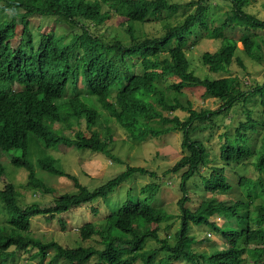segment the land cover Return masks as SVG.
I'll return each mask as SVG.
<instances>
[{"label":"trees","instance_id":"obj_1","mask_svg":"<svg viewBox=\"0 0 264 264\" xmlns=\"http://www.w3.org/2000/svg\"><path fill=\"white\" fill-rule=\"evenodd\" d=\"M220 1L228 10L221 9L217 15L211 7ZM179 15L183 18L174 24ZM39 16L54 19V26L47 31L41 25L35 27L32 21ZM114 16L124 18L127 41L124 35L108 39L110 36L100 32ZM151 17L159 21L165 17L173 23L167 22L159 34L135 27ZM238 27L246 29L241 41L248 58L261 62L263 40L257 31L264 30V18L251 11V0H0V158L2 153L14 154L11 164L29 171L27 186L44 196L57 195L51 207L37 202L24 205L16 185L9 181L7 166L0 161V181L5 183L0 187V218L6 219L0 224V264H8L15 251L30 248L37 250L40 264L50 250L65 264H264V108L251 98L261 96L264 106V83L245 89L239 76L202 78L192 69L187 54L200 45L199 32H203L205 37L221 41L218 50L201 55L212 75L230 72L235 63L246 69L237 54V40L226 35ZM163 77L180 81L167 90L160 86ZM82 78L86 92L76 91V82ZM194 88H204L205 97L223 104L216 110H196L190 101L184 105V90ZM39 102V110L30 112L32 104ZM17 106H24L30 119H39V123L29 124ZM239 108L245 119L238 122L233 134L224 133L217 149L206 140L205 130H213L216 117L225 111ZM112 123L132 145L149 137L182 133L185 154L168 171L180 176L183 193L176 241L160 235L162 224L170 217L164 208L154 205L160 185L148 184L139 195L131 191L115 195L134 175L156 177L155 173L129 166L117 177L90 188L67 173L54 152L59 147L89 150L118 162L113 153L117 137ZM199 133L203 139L197 138ZM33 138L42 140L48 149L38 161L40 167L69 178L74 192L58 194L37 177L28 158ZM241 164L259 171L256 177L240 178L245 200L232 205L203 200L197 208L189 207L191 193L231 191L227 166ZM115 199L126 201L110 203ZM87 205L96 220L81 226L80 236L82 241L94 243L69 247L31 233L35 217L61 219L74 214L72 209ZM111 207L118 209H107ZM216 214L226 218L223 227L211 220ZM101 216L104 222L96 224ZM192 225L208 226L223 236L228 247L197 252L192 247L197 244L191 237Z\"/></svg>","mask_w":264,"mask_h":264},{"label":"rangeland","instance_id":"obj_2","mask_svg":"<svg viewBox=\"0 0 264 264\" xmlns=\"http://www.w3.org/2000/svg\"><path fill=\"white\" fill-rule=\"evenodd\" d=\"M178 2L187 1V0H176ZM264 0H251V11L256 13L259 17L264 18ZM213 11L219 12L221 9L224 11L228 10V5L224 1H220L215 7V4L211 7ZM181 15L177 16L174 21H177ZM161 21L155 18H148L146 21L137 24L135 27L138 29H143L147 34H159L163 31V26L167 23H173L171 19L165 17L160 18ZM175 22L177 24L179 22ZM124 21L123 17L114 16L110 21H108L103 27L100 28V32H104L108 39L113 38L116 35H124ZM221 20L217 25L221 24ZM35 27L41 25L43 30H49L54 26V19L45 20L44 17L34 18L32 21ZM245 28H236L235 30L226 31V35L237 40L238 43V56L243 60L246 69H243L239 64L235 63L232 65L230 72L221 73L218 75H212L207 67L203 64L201 55L205 51L215 52L221 45V41L213 40L208 37H205L203 32H199L201 35L200 45L192 48L187 52L190 61L191 67L195 73L202 78H225L229 76H239L242 78L245 89H253L255 86L264 83V55L263 60L259 62L258 60H253L248 58L245 47L241 41L242 36L245 34ZM257 34L261 36L263 40L262 45L264 49V30H258ZM128 37H126V40ZM83 79V78H82ZM180 81L177 77H163L160 80V86L164 89L169 90L173 83H178ZM78 85V92H86L84 79L80 80ZM185 95L181 98L182 103L186 105L188 101L193 103V107L196 110L208 109L216 110L219 108L223 102L218 99L205 97L204 88H194L184 90ZM70 94L69 96H72ZM251 98L257 102L262 108L261 96H251ZM247 107L251 106L250 103L245 104ZM181 116L186 114L182 111H178ZM232 116V118H231ZM241 119H245L244 112L233 109L230 111H225L221 116L216 117V122L218 123L213 130L207 128L205 134L207 136L206 140L214 144L218 149L222 143L221 137L224 133L231 131L232 134L238 127V122ZM226 123V125H225ZM220 125V126H218ZM58 125H56L57 127ZM113 132L117 137L116 145L113 146V153L119 158L118 162L113 161L104 154L92 152L89 150H77L76 148L69 147H59L54 152L62 160L63 168L65 171L71 175L77 176L81 183L90 187L96 188L104 184L110 179L117 177L122 171L126 170L129 166L134 167H143L150 172L156 174V177L151 174H136L132 177L130 181H127L122 186L125 189L122 191L118 190V194H127L131 191L134 194L139 195L144 187L148 184L156 183L160 185V190L158 192V200L154 202V205L157 207L164 208L165 212L170 216L167 222L162 224L163 229L160 233L161 238L171 237V241H176V232L181 226V214L182 209L179 204V201L183 197L181 191L180 183L181 178L178 174L172 173L169 174L168 171L172 169L175 164L184 156L185 152L182 148L183 136L181 132H172L167 133L161 137H149L145 141H142L139 144L132 145L127 141V136L121 131L115 123L111 124ZM228 126V127H227ZM100 128L103 130L105 128L104 124L100 125ZM106 131V130H103ZM204 135L202 133L197 134V138L203 139ZM264 137V135H263ZM48 152L46 145L40 139H32L31 152L28 154L29 160L33 164L34 171L37 174V177L43 179L47 186L56 189L58 194H64L68 192H74L76 190L73 181L69 178L62 176L53 175L46 170H43L38 161ZM219 152V150H218ZM14 154L2 153L0 161L5 164L8 168L9 181L16 185L19 194L24 201V205H30L34 202L39 203L43 207H51L54 205V199L57 197L56 194L42 195L40 190L34 189L31 186H27L29 182V171L24 168L14 167L11 164V158ZM255 161V159H254ZM61 166V164H60ZM206 172V175L210 174V171L202 169V173ZM226 174L228 180L233 185V188L229 192H217V193H206L202 190H199L200 196L193 195L191 193L193 200L189 203V207L192 209L197 208L198 205L203 201L214 200L217 203L222 202L226 205H232L236 201L243 199L245 197L242 193L240 187V178L243 175L256 177L259 174V171L255 169L254 166L247 168L244 165H228ZM1 179V178H0ZM198 184H201L202 181L197 180ZM5 183L0 181V187L4 186ZM124 199H115L111 200L110 203L119 204L125 202ZM105 203V202H104ZM108 210H116L118 208L111 207L107 208ZM106 209V212L108 210ZM71 215H65L61 219L54 218L48 220L45 216H38L33 219L32 224V234L35 237H38L44 241H53L61 243L64 246L69 247H78L80 245H87L89 243H94V241H82L80 236V228L89 220H96V216L91 211L89 205L75 208L71 210ZM104 216H101L96 224L103 223L101 221ZM217 225L223 227L226 222V218L222 215H214L211 218ZM6 219L4 217L0 218V224L5 223ZM0 225V226H1ZM191 237L194 242L192 247L196 248L197 252L206 251L212 253L213 251L221 250L227 248L226 240L222 235L217 232H213L208 226L202 225H192L191 228ZM206 236L208 237L207 240ZM29 251H15L14 247L10 248V251H15L14 256L9 257L8 264H40L39 256H36V249ZM56 251L50 250L48 256L42 262V264H65L63 261L55 259ZM142 264V263H137ZM184 264V263H183Z\"/></svg>","mask_w":264,"mask_h":264},{"label":"clouds","instance_id":"obj_3","mask_svg":"<svg viewBox=\"0 0 264 264\" xmlns=\"http://www.w3.org/2000/svg\"><path fill=\"white\" fill-rule=\"evenodd\" d=\"M20 90H21V88H20ZM12 91H15V96L18 97V90H17L16 88H13ZM3 96H6V95L4 94ZM40 107H41V102H39V103H37V104L34 103V104H32V106H31V110H30V112L33 111V110H35V109H36V110H39ZM45 107H46V108H49V107L46 106V105H45ZM17 109H18V111H19L22 115H24V116L28 119L29 124H32V123H34V124H38V123H39V119H30L31 116L29 115V113H27V111H26V109H25L24 106H20V107L17 106ZM56 125H58V124H56ZM2 148H3V144L0 145V152H1ZM27 171H28V170H27Z\"/></svg>","mask_w":264,"mask_h":264}]
</instances>
